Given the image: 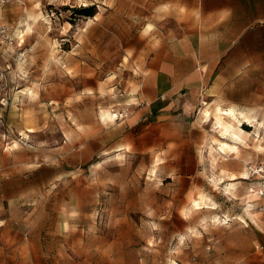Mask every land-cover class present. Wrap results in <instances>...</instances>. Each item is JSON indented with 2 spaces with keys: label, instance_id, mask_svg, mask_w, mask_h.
I'll return each mask as SVG.
<instances>
[{
  "label": "rangeland",
  "instance_id": "rangeland-1",
  "mask_svg": "<svg viewBox=\"0 0 264 264\" xmlns=\"http://www.w3.org/2000/svg\"><path fill=\"white\" fill-rule=\"evenodd\" d=\"M191 2L0 7L14 38L0 41V264H264V216L258 208L246 214L251 179L239 177L264 160V128L243 121L251 136L224 154L201 116L220 103L264 120L257 33L248 44L211 51L215 64L195 68L207 81L161 94L168 105L161 112L126 91L136 90L143 63L156 54L169 57V70H188V52L173 47L190 27L209 25ZM91 6L93 15L82 13ZM103 109L115 118L104 120ZM232 173L240 181L231 194ZM195 198L206 206L186 213ZM216 208L248 216L249 225L238 215L219 223Z\"/></svg>",
  "mask_w": 264,
  "mask_h": 264
},
{
  "label": "crops",
  "instance_id": "crops-1",
  "mask_svg": "<svg viewBox=\"0 0 264 264\" xmlns=\"http://www.w3.org/2000/svg\"><path fill=\"white\" fill-rule=\"evenodd\" d=\"M191 4L189 9L192 10V13L198 16L200 20H206L209 25L199 24L198 26L196 24L190 27L184 36L176 41V46L173 47V49L178 50L177 52H188L183 56L184 59L188 60V70L183 76L175 69L173 71L169 70L165 67L172 63L169 57L166 54L164 57L163 54H158L160 56L156 54V57L143 63L145 75L136 81V90L131 91L132 86H128L126 89V91L130 90L129 95L134 100L140 102L152 100L155 113L168 108L166 103L158 100L161 94L166 93L167 96H172L178 88L195 87L199 89L202 87V84L208 78L206 75L198 73L195 68L198 62L205 60L210 62L206 64H215V58L218 55L211 54V51L227 50V47H231L233 44H248L249 35L256 33L257 44H264V0H192ZM18 36L21 37L20 34ZM153 68L156 71L155 75L147 72L148 69ZM123 103H119L120 109H122V106L128 105ZM254 111H251V113H257V111ZM240 178L248 180L249 175ZM229 193L232 194L233 192L229 191ZM247 195L254 198L248 200L252 203L247 202L244 209L246 214L252 216L251 210L257 208L262 213L260 210L261 199L258 195L250 194V192ZM220 202L214 201V204L220 205ZM210 203H213V200ZM215 210L213 214L217 216L219 223L222 221H224L223 223H230L232 219L239 216L241 221L249 225L248 216L245 217L240 213L237 216L234 212L226 213L220 211V209L217 211V208ZM250 221L256 223L254 218ZM190 228L195 229L194 227ZM185 237V234H183L182 238L185 239Z\"/></svg>",
  "mask_w": 264,
  "mask_h": 264
},
{
  "label": "bare ground",
  "instance_id": "bare-ground-1",
  "mask_svg": "<svg viewBox=\"0 0 264 264\" xmlns=\"http://www.w3.org/2000/svg\"><path fill=\"white\" fill-rule=\"evenodd\" d=\"M32 16L33 18H36V15L32 14L31 17ZM43 16L44 15L41 14V17ZM17 33L20 34L21 37H23L25 34L23 29H19ZM204 103L207 104L208 102L204 101ZM101 116L104 120H113L115 118L114 114L108 109H103ZM201 116L205 121H209V123L212 124L215 132L221 136V138L215 137V140L218 141L219 146L217 149L219 150V153L222 152L224 154L239 152L240 144L245 143L246 139L251 136V132L243 127V121H250L253 125H255L257 132H259L261 128H264V120L261 121L259 118H257L256 113H251V111L246 109H237L235 105L223 106L222 104L218 103L213 109L210 106H207L203 108ZM262 139H264V136ZM214 162H218L217 154L214 155ZM245 175L246 174L244 172H241L239 177H244ZM230 176L232 181L226 184V189L235 193V190L237 189V183L240 180L235 173L230 174ZM221 180L222 177L216 179V184L218 185L217 182H221ZM205 206V202L195 198L192 201L191 208H189L188 211L186 210V213H190L192 210Z\"/></svg>",
  "mask_w": 264,
  "mask_h": 264
},
{
  "label": "built area",
  "instance_id": "built-area-1",
  "mask_svg": "<svg viewBox=\"0 0 264 264\" xmlns=\"http://www.w3.org/2000/svg\"><path fill=\"white\" fill-rule=\"evenodd\" d=\"M11 1L24 2V0H0V7ZM0 41L10 44L14 43V38L10 33V29L2 23H0ZM247 169L249 178L252 182L249 186V192L250 194L258 195L261 199L260 210L264 215V160L259 163L249 164Z\"/></svg>",
  "mask_w": 264,
  "mask_h": 264
},
{
  "label": "trees",
  "instance_id": "trees-1",
  "mask_svg": "<svg viewBox=\"0 0 264 264\" xmlns=\"http://www.w3.org/2000/svg\"><path fill=\"white\" fill-rule=\"evenodd\" d=\"M82 13L86 14V15H93L95 13V11L93 10V7H86L82 9Z\"/></svg>",
  "mask_w": 264,
  "mask_h": 264
}]
</instances>
